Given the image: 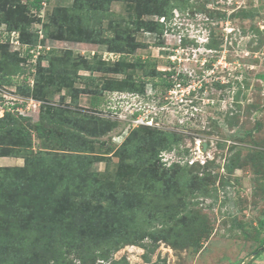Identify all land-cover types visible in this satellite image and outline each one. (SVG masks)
<instances>
[{"label":"rangeland","instance_id":"obj_1","mask_svg":"<svg viewBox=\"0 0 264 264\" xmlns=\"http://www.w3.org/2000/svg\"><path fill=\"white\" fill-rule=\"evenodd\" d=\"M28 1L0 0V6L8 8L5 17L0 16V60L4 62L0 72L1 76H11L9 84L0 85V118L6 105L20 104L24 99L18 113L10 112L34 124L41 107L50 103V117L58 109L71 112L76 126H81L80 135L64 126L46 141L47 137L31 129L28 148L21 147L23 140L3 136L1 182L9 176L3 169H22L27 157L42 154L89 162L86 172L94 175V182L76 183L81 194L72 192L76 185L63 173H55L53 178L61 184V191L75 195L70 199L74 205H69L74 216L81 208L89 216L99 214L105 202L93 194L92 187L99 189L105 180L114 191L138 196L127 204L136 209L145 207L142 212L125 207L129 219L136 222L128 229L130 235L123 233L125 224L118 225L117 237L112 235L118 241L103 244L102 257L97 255L93 263L91 256L88 264H264V227L260 224L264 222V0H171L176 8L166 22L163 47L156 46L154 35L129 28L130 40L139 46L134 54H127L126 61L133 63L134 57L155 59L158 71L172 73L163 77L166 84L157 90L145 85V99L109 95L101 88L127 75L135 79L149 75L153 67L128 66L123 72L116 65L118 59L104 58L108 46L98 39L116 37L118 29L112 23L124 22L121 27L126 28L133 21L157 20L148 10L156 6L155 0H47L39 14L25 9ZM31 43H35L34 48ZM38 64L50 66V92L42 102L22 97L10 86L34 88ZM18 68L30 73H15ZM44 77L47 80V74ZM98 101L100 106L92 104ZM138 119L141 124H135ZM145 127L180 138L172 151L162 150L164 167L158 162L159 175L169 172L171 182L151 179V171L147 176L132 173L139 164L136 157L143 156L134 145L152 133ZM93 131L98 134L93 135ZM75 138L77 143L72 145ZM173 163L194 164L181 175L166 171ZM145 167L152 170L150 164ZM196 176L200 181L189 182ZM176 204L198 225L193 230L200 237L197 248H176L160 240L170 229L161 225L166 219L149 211ZM8 211L1 201L0 258L17 247L19 252H28L21 254L25 256L22 264H34L28 260L42 256V250L33 246L39 243V228L50 230V226L43 220L38 226L31 224L35 221L31 214L23 215L24 224L15 226L9 217L4 219ZM171 226L178 232L176 225ZM145 228L151 236L147 232L149 237L137 239ZM64 233L59 227L51 228L52 235H63L62 242L74 232ZM55 247L43 253L46 260L42 263L80 264L78 257L86 255L82 252L88 248L80 247L76 252L70 248L56 251ZM9 257L20 261L16 255Z\"/></svg>","mask_w":264,"mask_h":264},{"label":"trees","instance_id":"obj_2","mask_svg":"<svg viewBox=\"0 0 264 264\" xmlns=\"http://www.w3.org/2000/svg\"><path fill=\"white\" fill-rule=\"evenodd\" d=\"M46 1L47 0H30L27 2L25 9L30 12L34 11L36 14H39L43 9L42 5L45 4ZM155 3L156 6L154 8H152L151 6L150 8H148V10L153 16L157 17V20L148 21L146 23L144 21H133L132 24L127 25L126 28L121 27L124 22L112 23V25L118 29H115L116 37H105L104 39H98L100 43L108 46L109 53L105 54V58H108V60H112L110 57L111 55L113 56L114 61L115 59H118L116 65L121 66L123 72L125 67L128 66L153 67L149 75L144 74L143 77H138L136 79L132 76L127 75V77L121 80H114L113 82L101 85V88H103L104 91H107L109 95H111L112 93L130 94L137 95L145 99V85L149 83L152 88L157 90V87L159 85L166 84L163 77L166 75H172L170 71H158L155 67V59L148 58L143 60L141 58L134 57L133 63L126 61L127 54L131 56L132 54H134L135 49L139 46L138 43H135L134 41L132 42L129 38L130 33H128V31L131 28V30L133 31H146L154 35L158 39L156 46L163 47L164 44L162 41V37L166 30V22L171 17V14L176 7L173 4L171 6V0H155ZM7 11L8 8L3 9L0 6V16L3 15L5 17ZM161 19H164V21H160ZM34 45L35 43H31V47L34 48ZM118 55H120V57H118ZM103 56H101V58ZM28 58H31V56L29 55ZM3 63L4 62L0 60L1 71L4 70ZM37 70V75L39 77L34 81V88L26 85L20 86L18 84H11L10 86L16 87V94L21 95L22 97L42 102L50 92V66L45 67L42 66V64H38ZM17 72H19L20 74L30 73L23 68H18L15 73ZM44 74H47V80L45 79ZM10 79L11 76H1L0 72V85L5 86L6 83L9 84L11 82ZM82 79L85 80L84 78ZM46 81L48 82V84H46ZM147 98H149L148 95ZM23 100L20 104L18 102V104L14 102L10 103V105H6L5 113L3 117L0 118V142L3 136H6L12 138L13 140H23V144L21 145V147L28 148L31 145V137L29 136V132L31 131V129H34L37 135L45 136V138L47 137L46 141H48L50 140V138L53 139L56 136L58 132V130L56 129H60V127L63 128L64 126L73 129V132L76 131L78 132L77 134L80 135L78 128H80L81 126H76V119L70 117L71 112H68L70 114H66L67 112H65L64 109H58L55 111L53 116L50 117V103L41 107L39 120L34 124L31 123V119L29 118L27 119L19 117V115L17 116L15 114H12V112H10L12 110H17V113L19 112L20 107L23 106ZM100 103L102 104L101 101L93 102L92 104L94 106H100ZM145 128L149 129L152 133L146 135V137L143 138L144 140L142 139L135 143V149L138 146V153H142L143 156L138 155V157H136L137 163L139 162V164H136L135 171L132 173L134 175L135 173H139L147 176L148 172L151 171V179L159 180V178H166V182H171V178H168L167 175V173L169 172H164L163 174L159 175L157 171L159 169L158 162L161 167H164L165 164L162 163L161 153L163 151H172L173 146H178L180 138L178 134L175 133L160 131L157 128ZM84 130L87 132L85 128ZM97 134V131H93V135ZM71 142L72 145L75 142L77 143L76 138L72 139ZM144 147L147 148L143 149ZM25 163L26 166L22 169H3V172H7V175L9 176L3 179L2 182L0 179V202L3 201L5 205L7 204V207L10 210V212L8 211L9 213L5 214V217L3 215L4 219L9 217L7 220L13 221V225L15 226H17L18 224H24L22 223V216L29 214H31L33 216V219H35L36 221V223L35 221H33L31 224L38 226L43 220L47 221L48 227L50 226V230L48 228H39V232H41L42 234L39 235L40 237H36L39 238V243L33 246L34 250H42V256L39 257L40 259L34 258L28 260L31 263L44 264V261L43 263L41 262L43 258L45 259L43 253L47 249H50V247L54 248V246H56V251L70 248L72 251L76 252H80V247H88L86 251L82 253H89V255L86 254L84 256L78 257L79 262L80 264H88L86 262L90 261L92 256L93 263H95L97 255L102 257V255H100V248H103V244H107L108 242L112 241H118V238H116L117 235L114 233L118 225L119 228L122 226V224H125L126 226L123 225L125 229L123 233L130 235L128 233V229L132 227L131 224L135 221V218L129 219L130 215H127L128 212L126 211L127 209L125 207H128L129 209L137 212H142L143 209H145V207H143L142 209H136L132 205L128 206V201H130L131 198L133 199L134 197L138 196L124 191L120 193L118 192V190L114 191V188L111 187L110 181L105 180L104 182H101L102 184L100 185L99 189L92 187L93 194H97L99 197L103 198L105 202V206L102 208L99 214L96 216V214L90 213L93 216H89L84 213L81 208L76 216H74L75 214L71 213V209L69 208V205H74V202H72V200L70 199L75 196L73 193L76 192L81 194L83 192L81 191L80 185H76V183H81L83 181L86 182L87 180L94 182V175L92 173L86 172V169L89 167V162H85L83 159H53L52 157H42V154H40L38 156L33 155L31 157H27L25 159ZM147 164L151 165L152 170H149V168L146 169L145 166ZM193 164L194 163L181 166L179 163H173L167 168L166 171L173 170L174 173L177 172L178 174L181 173V175H184L187 169L193 168ZM55 173H63L62 175H65V178L67 179V181H70L71 185H76V187L72 190L73 193L71 192V194H69L60 190L59 186L61 184L58 183L56 179V182H53ZM196 180L200 181V178L197 176L192 177L191 179H189V182L193 183ZM87 196L88 195L83 194V197L86 198ZM87 200H89V197H87ZM182 207L178 204H176L174 207L170 205L169 207H165L163 209L156 208L157 210L152 211L155 213L149 211V214H156L159 216L158 218L166 219V221L161 222V225L162 227L166 225V229L170 230L167 231L166 234L163 233L160 240L169 242L176 248H197L200 243V237H197L196 233L193 230L197 229L198 225L191 217L192 215L182 214V212L185 210V208L181 209ZM54 213L58 215H54ZM133 215L135 217V214ZM65 218L66 222H63ZM71 219H73V222L69 225ZM171 224L176 225V227L179 228L178 232L172 231L173 227L171 226ZM260 224L264 227V222ZM52 227H55L56 229L59 227L62 231H65V233L74 232L76 235L73 233V235H69L68 238H65V242H62L61 238L63 235H52L55 232L54 229L51 234ZM43 229L45 230V232ZM144 232L145 233H142L140 237H137V239L143 240L144 238L149 237L148 233L151 231L146 229L144 230ZM149 234L151 236L152 232ZM87 235H90L91 237L88 238L86 237ZM112 235H116V237L112 238ZM41 240L42 244L40 245ZM15 249L17 251L13 250L12 248L10 251H8V255H5V258H0V264H22V260L25 256L22 257L21 254L27 255L28 252L24 251L23 253V250L19 252L17 247H15ZM15 255L20 258L21 263L20 261L15 262L14 258L13 260L10 259L9 256L13 257ZM259 256L260 255L258 254L257 257Z\"/></svg>","mask_w":264,"mask_h":264},{"label":"built area","instance_id":"obj_3","mask_svg":"<svg viewBox=\"0 0 264 264\" xmlns=\"http://www.w3.org/2000/svg\"><path fill=\"white\" fill-rule=\"evenodd\" d=\"M39 50H40V49H39ZM31 53H32V52H31ZM32 54H33V53H32ZM38 54H39V52H38ZM105 57H106V56L104 55V58H105ZM110 57H111V59H113V56L110 55ZM106 59H108V58H106ZM133 96H137V95H133ZM137 97H138V96H137ZM140 111H141V110H140ZM136 112L139 113L138 110H137ZM136 112H135V113H136ZM146 123H147V122H146ZM135 124H141V123L139 122V119L135 121Z\"/></svg>","mask_w":264,"mask_h":264},{"label":"water","instance_id":"obj_4","mask_svg":"<svg viewBox=\"0 0 264 264\" xmlns=\"http://www.w3.org/2000/svg\"><path fill=\"white\" fill-rule=\"evenodd\" d=\"M203 149H204V150L206 149V144L203 145Z\"/></svg>","mask_w":264,"mask_h":264},{"label":"clouds","instance_id":"obj_5","mask_svg":"<svg viewBox=\"0 0 264 264\" xmlns=\"http://www.w3.org/2000/svg\"><path fill=\"white\" fill-rule=\"evenodd\" d=\"M127 95H130V94H127ZM139 97V96H138ZM140 99H143V98H141V97H139Z\"/></svg>","mask_w":264,"mask_h":264}]
</instances>
